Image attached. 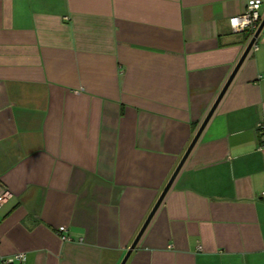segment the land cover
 <instances>
[{
	"label": "crops",
	"instance_id": "1",
	"mask_svg": "<svg viewBox=\"0 0 264 264\" xmlns=\"http://www.w3.org/2000/svg\"><path fill=\"white\" fill-rule=\"evenodd\" d=\"M248 3L0 0V264H120L250 40L228 21ZM261 191L264 27L125 264H264Z\"/></svg>",
	"mask_w": 264,
	"mask_h": 264
},
{
	"label": "water",
	"instance_id": "2",
	"mask_svg": "<svg viewBox=\"0 0 264 264\" xmlns=\"http://www.w3.org/2000/svg\"><path fill=\"white\" fill-rule=\"evenodd\" d=\"M263 27H264V15H263V17H262L257 29L255 30L253 36L251 37V39L247 43V45H246V47H245L240 59L236 63L235 67L233 68L231 74L229 75L228 79L226 80L225 84L223 85L222 89L220 90L219 94L217 95V98L215 99L213 105L211 106V108L209 109L208 113L204 117V119L201 122L200 126L198 127L196 133L194 134L191 142L189 143L187 149L183 153L181 159L179 160L177 166L175 167V169L172 172L170 178L168 179L167 183L165 184V186H164L163 190L161 191L159 197L157 198L156 202L154 203L153 207L151 208L149 214L147 215V217H146L144 223L142 224L141 228L139 229L137 235L135 236V238L132 241L131 245L127 249V251H126L123 259L121 260L120 264H125V262L127 261L129 255L131 254L132 250L135 248L139 238L141 237L142 233L144 232L145 228L147 227L148 223L150 222V220H151L152 216L154 215L155 211L159 207L164 195L166 194V192L168 191L169 187L171 186L174 178L178 174V172L181 169V167H182L184 161L186 160L188 154L190 153L191 149L193 148L194 144L196 143L200 133L202 132L203 128L205 127L206 123L208 122L209 118L211 117L213 111L215 110L219 100L221 99L222 95L224 94L225 90L227 89L228 85L230 84L231 80L233 79L236 71L238 70L239 66L243 62L244 58L246 57V55L248 54V52L250 51V49L254 45L255 40L258 37V35L260 34V32L262 31Z\"/></svg>",
	"mask_w": 264,
	"mask_h": 264
},
{
	"label": "built area",
	"instance_id": "3",
	"mask_svg": "<svg viewBox=\"0 0 264 264\" xmlns=\"http://www.w3.org/2000/svg\"><path fill=\"white\" fill-rule=\"evenodd\" d=\"M264 14L261 12V4L259 3V7H250L248 3L242 13L232 16L228 19L229 25L231 29L235 32H246L249 36V39L253 36L255 30L257 29L262 17ZM236 19L235 28L233 27V19ZM248 21L246 26L241 28V24ZM253 47V46H252ZM260 196L264 197V191L260 192ZM1 199V197H0ZM58 234L62 240H68L69 237L65 234L66 228L64 226H59L57 229ZM13 261H17L18 264H21L24 261V255L22 253L16 254L13 259H4L2 264H12Z\"/></svg>",
	"mask_w": 264,
	"mask_h": 264
},
{
	"label": "clouds",
	"instance_id": "4",
	"mask_svg": "<svg viewBox=\"0 0 264 264\" xmlns=\"http://www.w3.org/2000/svg\"><path fill=\"white\" fill-rule=\"evenodd\" d=\"M249 4H250V7L258 8L259 7V0H249ZM232 23H233V27L235 28V24H236L235 18L233 19ZM247 23H248V21L245 20L244 24H241V28L246 26Z\"/></svg>",
	"mask_w": 264,
	"mask_h": 264
}]
</instances>
